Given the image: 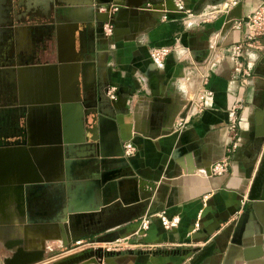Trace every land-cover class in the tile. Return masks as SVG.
I'll return each mask as SVG.
<instances>
[{
  "label": "crops",
  "instance_id": "obj_1",
  "mask_svg": "<svg viewBox=\"0 0 264 264\" xmlns=\"http://www.w3.org/2000/svg\"><path fill=\"white\" fill-rule=\"evenodd\" d=\"M261 2L146 0L132 30L119 27L114 37L96 40L84 75L86 87L94 89L95 107L90 111L99 127L93 150L99 163L94 174L113 171L115 176L93 189L100 176L83 178L74 171L80 166L75 158L67 160L66 173L55 172V154L47 150L33 157V166L40 167L52 184L32 185L26 191L25 185L35 175L19 166L15 172L4 162L0 203L7 194H14L17 212L12 224L19 233H0V264L15 252L17 246H6L14 239H22L27 250L43 249L42 264H46L49 251L76 244L69 241L72 233L82 244L110 248L97 261L79 264H264V52L244 49L240 72L235 71L231 53V46L245 38L244 27L234 26V21ZM39 5L51 10L57 2L40 0ZM104 6L108 5H101L99 11H106ZM78 9L84 14L88 10ZM40 18L49 16L40 14ZM55 22L68 38V24L58 18ZM19 29L23 33L28 26L18 21ZM155 46L172 47L161 64L149 58V49ZM36 72L29 70L22 81L28 96L35 100L51 96L52 77ZM204 81L213 97L209 107L197 113L195 98ZM109 85L118 87L113 100L106 96ZM11 111L0 109V119L10 117ZM30 114L38 121L31 130L36 136L33 142L53 141L56 120L53 117L54 123H49V109L34 107ZM127 143L135 147L131 155L124 154ZM233 144L237 145L234 150ZM3 148L0 144V157ZM216 163L226 164L221 175L211 172ZM86 182L92 183L87 190ZM67 186L78 206L96 211L77 229L62 235L57 223L50 222L62 216L48 213L50 206L42 198L51 194L50 199L60 204ZM4 209L7 212L8 205ZM161 211L168 217L177 215L178 226L165 230L154 218L139 235L141 219ZM195 223L199 228L192 231ZM43 229L57 241L41 239ZM112 236L114 241H101ZM118 246H126L125 251H118Z\"/></svg>",
  "mask_w": 264,
  "mask_h": 264
},
{
  "label": "water",
  "instance_id": "obj_2",
  "mask_svg": "<svg viewBox=\"0 0 264 264\" xmlns=\"http://www.w3.org/2000/svg\"><path fill=\"white\" fill-rule=\"evenodd\" d=\"M48 1H56V7H52L49 9H42L40 7V0H17V19L25 20L33 32L36 35H40L41 29L43 25L51 24L55 22V20L61 19L63 22L68 24V28H70V34L72 35L80 34L81 37L87 38L88 41L91 40L95 43L98 38L104 37V25L105 23H109L112 25V33L111 37L115 36L116 28L119 27H128L132 30L134 24H137L140 20L139 12L142 10V7L146 3V0H68L71 1L72 4L66 5L67 0H48ZM115 3L118 5V9L111 15H108V9L106 11H99V7L101 5H110ZM78 8L88 9L86 14L82 10ZM134 12V14H132ZM48 14L50 19L42 20L39 19V15ZM101 14H105L104 17H100ZM130 15V17H129ZM27 20V21H26ZM30 20V21H29ZM121 21H126L125 25H121ZM51 28V26H49ZM49 28V29H50ZM108 37V36H107ZM73 50V49H72ZM25 55L24 52L18 51L17 55ZM82 59H73L75 61V65H73L68 58L59 59L57 63L54 64H39L35 66H30L32 70L37 71L35 75H41L43 71L49 73V75L53 79L51 93L54 94V98L52 97L49 100L44 99H33L28 96L29 89L28 87L22 86L20 84L23 76L19 72H17V106H45L49 107V110L53 117L56 120V130L54 140H49V143L45 145H39L34 142H27L25 138L23 140H17V146L21 149L17 150V166L22 168L23 170H27L28 172L35 175V178L30 179L27 182L26 191L32 185H50L52 184L51 180H47V175L41 170L40 167H34L31 161V156L36 157L37 155H43L45 151L52 150L54 155L55 162V172H63L66 173V162L68 159H80V166H77L75 170L79 172L83 178L94 179V176H100L97 183H87L93 182L92 180L86 182V190L89 184H92L93 189L95 187L98 189L102 187L107 181L112 180L115 176V172L113 171H103V172H95V167L99 162L95 159L94 148L99 139V127L97 121H95L92 116L93 112H91V108L95 107L94 97L91 96L89 100L91 102L81 104H75V99L71 95L73 92L69 88H67V96L63 98L61 101L57 99V86L56 79L60 69L65 64L69 67L73 65L74 72L76 74L79 73L77 70V63ZM78 72V73H77ZM42 90V89H39ZM86 91L80 88V93L82 95ZM87 94V92L85 93ZM87 100V96H85ZM91 112V113H90ZM43 153V154H41ZM15 156L11 155V159ZM42 173L43 177H39L37 174V170ZM2 173V172H1ZM106 177H105V176ZM2 176V174H0ZM32 178V177H31ZM50 182V183H49ZM259 181H255L258 183ZM254 186V185H253ZM69 186L66 188V195L63 197L62 202L59 204L57 200H51V194H47L42 198L47 201V206L49 207V211L51 214H61L63 219H55L50 220V222L57 223L59 227V231L62 235H65V230H75L79 227V223L83 220H89L90 214L94 213L96 210L92 208H88L86 206H78L76 201L74 200L72 194L70 193ZM254 190V187L253 189ZM93 193V192H92ZM26 202H28V193H26L25 197ZM50 200V201H49ZM41 201V200H40ZM80 239L79 236L69 235V241H78ZM116 237L112 236L110 238L102 239V242L106 241H114ZM7 247L17 246L15 252L7 257L4 260V264H42L44 260L43 249H33L27 250L23 247L22 239H14L8 241L6 244ZM67 246V244H65ZM107 255V252H103L97 249H89L87 251H83L74 256L58 260L53 264H79L89 259L93 258H102Z\"/></svg>",
  "mask_w": 264,
  "mask_h": 264
},
{
  "label": "flooded vegetation",
  "instance_id": "obj_3",
  "mask_svg": "<svg viewBox=\"0 0 264 264\" xmlns=\"http://www.w3.org/2000/svg\"><path fill=\"white\" fill-rule=\"evenodd\" d=\"M18 21H22V24L26 23L25 20L17 19V0H0V24L3 26V31L0 32V85H8L12 93L9 96L0 98V109L10 108L13 110L10 117L0 119V144L7 148L2 149L4 151L2 153L3 157H7H4V161L1 159L3 157H0V173L3 172L4 164L9 168L13 167V171L16 169L15 172H17V140L21 141L25 138L30 143L36 137L35 132H31L33 127L35 129L38 124L34 115L30 114L31 108L34 107L17 106V72L19 70L21 76H23L20 82L22 84L24 76L29 75V70H32L30 66L39 65L42 62L43 64H54L60 58H68L75 65L73 59H78L82 55L79 75L74 73L73 65L68 67L65 64L59 70L56 79L57 99L61 101L66 98L67 88H69V91L73 92L71 95L69 94V97L75 99V104L83 106V103L91 102L89 97L94 93V89L90 91V88H84L87 92V94L84 93L87 100L84 98V94L80 93V88L83 89V75L87 57L91 54L90 51L94 45L92 38L88 41L87 38L81 37L79 33L74 35L69 33L67 38L56 22L43 25L39 36L32 31L31 26L28 24H25L28 29L21 33L20 29L17 30ZM18 51L24 52L25 55H17ZM44 97V100H49V98H54V94ZM43 107L45 106L43 105ZM47 108L49 109L48 106ZM22 112H26L27 118L18 121ZM53 119V115L49 110V123H54L55 120L53 121ZM17 123L19 124L17 125ZM35 124L36 126H34ZM10 131L11 133H9ZM10 134L12 137H9ZM17 134L20 135L18 139ZM11 155L15 157L11 159Z\"/></svg>",
  "mask_w": 264,
  "mask_h": 264
},
{
  "label": "built area",
  "instance_id": "obj_4",
  "mask_svg": "<svg viewBox=\"0 0 264 264\" xmlns=\"http://www.w3.org/2000/svg\"><path fill=\"white\" fill-rule=\"evenodd\" d=\"M232 1V0H231ZM235 1V0H233ZM176 2L181 3V0H176ZM110 14H113L117 9V4H110L104 6V10H107ZM188 12V10H187ZM234 26L244 27L245 29V38L241 43L231 46V53L234 59V68L235 71H241V63L239 61L244 49H256L264 52V0L255 7L250 13L245 17L234 21ZM105 32L108 35L112 33V25L109 23L105 24ZM171 46H155L149 49V58L156 64H161L168 54L171 52ZM118 87L115 85H109L106 87V96L113 100L117 97ZM213 97V91L208 86L207 81H204L203 86L198 90L195 98L196 112L202 113L206 110L211 104ZM235 123V119L232 120ZM235 128V124L231 125V129ZM237 145L233 144L232 149H236ZM135 152V147L131 143H127L124 148L125 155H131ZM226 164L225 163H216L211 172L213 175H221L225 172ZM156 218L160 222V225L165 230H172L176 228L179 224V217L177 215L168 217L164 211L155 213L153 215L144 216L138 226L137 233L139 235L145 233L153 219ZM199 228V224L195 223L192 231H196ZM76 244H82L80 241H77ZM95 249V248H93ZM110 251V248L106 249ZM114 250V249H113Z\"/></svg>",
  "mask_w": 264,
  "mask_h": 264
},
{
  "label": "rangeland",
  "instance_id": "obj_5",
  "mask_svg": "<svg viewBox=\"0 0 264 264\" xmlns=\"http://www.w3.org/2000/svg\"><path fill=\"white\" fill-rule=\"evenodd\" d=\"M203 17H205V16H203ZM191 19L194 21L195 18L191 17ZM192 20H191L190 23H192ZM104 34H105L104 37L108 36V34L105 32V27H104ZM84 71H85V68H84ZM84 75H85V72H84ZM84 75H83V78H84ZM82 87H83V90H85L84 88H87L86 85H85L84 79H83V86ZM11 94L12 93H11V90H10L8 85H5V86H2V84L0 85V98H2L3 96H9ZM26 118H27L26 112H22V113H20L18 121L24 120ZM18 124L19 123H17V125ZM9 133H11V131ZM9 137H12V135L10 134ZM18 138H20L19 134H17V139ZM35 158H33V156H32L31 157V161H32V163L36 164V159ZM25 186H27V185H25ZM2 201H3V204H2V202L0 203V212H1L0 213V233H4V235L6 234V235H16L17 236V233H19V232H18L16 226L12 224L13 223V219H14V215H15L14 213L17 212L16 209L14 208V205L17 204L16 201H15V196H14V194H7L4 197V199H2ZM5 204L8 205L7 212H4L5 211V209H4ZM40 232H41V236L39 235V237L41 239L46 240L47 238H50L51 241H53V240L57 241V238L55 239L53 236H51L49 234H46L49 231H46L45 229H43V231H40ZM42 245H44V248L45 247L48 248L47 246H45V242L44 241L42 242ZM105 246H106V244H95V245H93L91 247L90 245H87V244H73V243H70L68 245V247L65 248V249L64 248H62V249L59 248V249L55 250L54 252H50L49 251L48 255H47L49 259H48V262L46 264L56 263L58 260L74 256V255L79 254V253H81L83 251H87V250L93 249V248H95L97 250H101L103 252H107V254H108V252H110V251H106ZM125 247L126 246H118L117 249H118V251L124 252L125 249H126ZM114 251H116V250H112V252H114ZM97 259L98 258H93V259H91V261H97Z\"/></svg>",
  "mask_w": 264,
  "mask_h": 264
},
{
  "label": "bare ground",
  "instance_id": "obj_6",
  "mask_svg": "<svg viewBox=\"0 0 264 264\" xmlns=\"http://www.w3.org/2000/svg\"><path fill=\"white\" fill-rule=\"evenodd\" d=\"M169 5H170V7L172 8V7H174L173 5H172V3L171 2H169ZM116 33H119V31L118 30H116ZM90 97H91V95H90ZM89 97V98H90ZM37 112V111H36ZM72 160V159H71ZM70 160V161H71ZM78 160H80V159H78ZM79 163H81V161H79ZM40 186H43V187H47V185H40ZM32 187V186H31ZM61 215V214H60ZM63 218V217H62Z\"/></svg>",
  "mask_w": 264,
  "mask_h": 264
}]
</instances>
